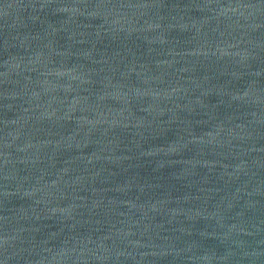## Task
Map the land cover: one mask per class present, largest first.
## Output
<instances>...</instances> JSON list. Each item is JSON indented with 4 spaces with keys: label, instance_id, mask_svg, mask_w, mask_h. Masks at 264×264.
<instances>
[{
    "label": "water",
    "instance_id": "obj_1",
    "mask_svg": "<svg viewBox=\"0 0 264 264\" xmlns=\"http://www.w3.org/2000/svg\"><path fill=\"white\" fill-rule=\"evenodd\" d=\"M0 264H264V0H0Z\"/></svg>",
    "mask_w": 264,
    "mask_h": 264
}]
</instances>
